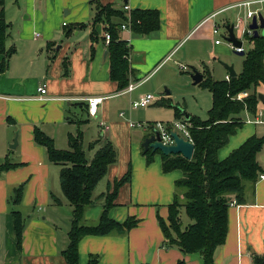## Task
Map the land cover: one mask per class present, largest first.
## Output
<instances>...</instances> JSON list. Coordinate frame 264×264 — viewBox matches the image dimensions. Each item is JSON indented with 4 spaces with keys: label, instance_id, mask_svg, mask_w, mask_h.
<instances>
[{
    "label": "crops",
    "instance_id": "0c3cea01",
    "mask_svg": "<svg viewBox=\"0 0 264 264\" xmlns=\"http://www.w3.org/2000/svg\"><path fill=\"white\" fill-rule=\"evenodd\" d=\"M252 1L257 0H2L0 12L9 26L5 46L13 48L14 53L0 71V164L13 165L0 173V264H66L61 252L68 245L72 207L60 189L62 166L49 162L45 149L34 142L33 132L38 129L52 139L57 150H68V135H74L77 128L82 134V146L85 140L87 149L90 143L100 140L89 151L91 157L105 142H111L116 150L117 160L102 179L104 193L131 170L130 180L118 189L108 215L117 222L128 217L137 220V225L124 234L83 237L78 244L79 264H87L90 255L98 257V264H202L198 255H184L177 248L166 246L158 223L159 218L167 222L168 206L174 196L182 197L175 182L183 173H163L159 155L146 163L136 141L151 134L153 128L148 132L150 127L143 123L141 128L131 127L133 122L117 110V101L124 96L137 101L143 96L137 91L141 85L170 64L196 65L193 68L202 80L205 71L212 77L209 62L206 65L204 61L215 59V54L223 51L221 43L215 44L214 27L221 28L225 36L224 26H235L247 11L261 10L264 17L260 4L243 6ZM105 5L124 11L125 15L123 6L129 12L154 10L159 15V30L147 36L134 35L131 30L119 32V39L130 47L128 84L138 83L131 92H124L127 86L119 89L117 82L110 79L108 53L104 54V23L92 24L97 7ZM111 22L120 21L114 17ZM92 31L97 36L93 42ZM4 58L0 55V65ZM218 75L222 78L212 79L226 80L225 67ZM41 85L46 87L44 101L37 100ZM256 91L264 96L263 85ZM89 98L101 99L94 117L85 114ZM155 99L147 108L167 107L160 103L170 102L168 98ZM129 106L132 111L139 110ZM170 108L175 117L177 107ZM259 111L264 113L260 101L255 114H239L242 126L217 151L219 161L248 138L264 136V117H257ZM182 114L193 116L185 111ZM183 117L175 119L186 121ZM78 119L88 122L77 126L73 121ZM89 119L94 121L93 127L88 124ZM136 128L146 130L132 132ZM14 139L16 146L11 149ZM256 160L261 171L256 182L243 184L245 202L229 206L226 238L215 251L214 264H255V257L264 256V178H260L264 176V150L257 153ZM20 185H24L23 195L15 205L14 190ZM104 193L98 196L100 204L87 208L85 224L96 223ZM13 212L21 215L24 224L20 248Z\"/></svg>",
    "mask_w": 264,
    "mask_h": 264
},
{
    "label": "trees",
    "instance_id": "16d2710c",
    "mask_svg": "<svg viewBox=\"0 0 264 264\" xmlns=\"http://www.w3.org/2000/svg\"><path fill=\"white\" fill-rule=\"evenodd\" d=\"M114 17L120 22H111ZM126 20L124 11L105 5L97 7L92 23H104L103 41L105 34L110 37L106 46L109 77L117 82L119 89L128 85L131 72L127 61L130 47L118 36L120 27ZM129 24L134 35L147 36L159 30V15L154 10H133L130 12ZM8 28L1 11L0 55L5 58L0 65V71L4 69L7 58L14 53L13 48L6 49L5 46ZM245 38L250 48L245 50L239 74L229 77L228 81H217L205 71L203 80L199 83L202 89L211 94L212 102L206 120L194 116H189L186 120L190 124L188 132L194 146L192 158L187 160L180 155L164 156L159 151L142 152L147 164L152 162L155 155H159L163 173L175 170L183 173V177L175 182V188L181 190L182 197L177 194L174 196L173 203L168 206L167 222L159 218L158 223L166 246H173L184 255H198L202 264H214L215 251L223 245L226 238L229 206L232 202L237 205L245 202L243 184L256 182L261 171L256 155L264 150V136H252L224 160L217 159V151L227 143L229 136L242 126L239 114L244 111L255 114L259 102L256 89L259 85L264 86V36ZM96 39V33L92 31L90 41ZM193 72L196 70L193 69ZM245 91L248 96L242 101L233 99ZM160 105L172 106L169 100H163ZM174 109L177 119L184 116L180 109ZM85 114L87 115L86 111ZM87 122V119L73 121L77 126ZM33 139L38 146L45 149L49 162L62 166L59 173L60 189L72 207L67 233L68 245L61 252L66 264H79L78 244L83 237L124 234L137 225L134 218L128 217L123 222H117L108 215L110 208L114 206L113 201L118 189L130 180V169L101 195L104 205L96 223H84L85 212L93 205L94 189L105 177L109 166L117 160V153L111 142H105L95 150L91 158H87L82 146V134L78 128L74 135H68V150H57L53 140L38 129L34 130ZM99 142L100 140L90 143L87 150H94ZM12 166L8 162L0 164V173ZM23 187L24 185H20L14 190L12 204L20 203ZM181 210L190 221L185 226H182ZM12 217L17 247L20 248L23 220L18 212H13ZM254 262L264 264V256L255 257ZM87 264H98V257L90 255ZM177 264L185 262L178 261Z\"/></svg>",
    "mask_w": 264,
    "mask_h": 264
},
{
    "label": "rangeland",
    "instance_id": "374dc122",
    "mask_svg": "<svg viewBox=\"0 0 264 264\" xmlns=\"http://www.w3.org/2000/svg\"><path fill=\"white\" fill-rule=\"evenodd\" d=\"M242 29V26L234 29V34L237 39L240 38ZM224 38V33L220 28L218 36L214 37V41H221V47L223 51L221 54H215V59H206V61H204L206 65L207 62H209L207 66L212 72L213 79L222 78V76H219L218 73H222L224 70L223 65L232 66L235 72H240L242 68L243 57L235 55L230 49L228 43L224 41ZM242 42L244 43L246 49L250 48V44L246 39H243ZM181 65L185 66L186 69L181 70ZM195 66L186 64L185 62H182L181 64L177 63L176 65L170 64L169 67H165L159 72L156 71L158 73L155 75V72L153 74L155 76L150 81L141 85L137 91H139L140 95H152L154 98L159 100L168 98L170 99L171 105L180 109L181 112L185 111L187 114L193 115L200 120H205L207 118V111L211 105V97L207 90H204L197 85H193L190 74H192L194 69L193 67ZM166 91L169 93L168 95L165 94ZM130 97L131 96H124L122 99L118 100L117 110L123 112L125 117L130 119L133 123L147 124L150 127L148 132L152 131L151 129L157 123L162 125H171L177 121V119L174 117V110L170 107H160L153 105L146 109L133 111L130 110L129 105L131 104L130 102L133 101V99ZM183 118L186 119L185 117ZM89 120L90 122L88 124L93 127L94 121L92 119ZM144 129L146 130V128ZM144 129L136 128L132 129V132L134 131L137 133H144ZM148 132H146V134H148ZM143 140L144 139L140 138L138 142L136 141L138 149L141 151V153L143 152V148L141 147ZM83 149L86 152V157L90 158L91 152L87 150V143L85 140L83 142ZM104 192L105 180H102L99 184H97L93 192L94 205L101 203V200L98 198V196ZM181 220L182 226H185L190 222L183 212Z\"/></svg>",
    "mask_w": 264,
    "mask_h": 264
},
{
    "label": "built area",
    "instance_id": "2783aa9c",
    "mask_svg": "<svg viewBox=\"0 0 264 264\" xmlns=\"http://www.w3.org/2000/svg\"><path fill=\"white\" fill-rule=\"evenodd\" d=\"M253 3L260 4L262 9L264 10V0L245 2V3H243V6L248 7L249 5H251ZM123 9L125 11H127V14H126L127 20H126V22L124 24L121 25L120 30H130V24H129L130 12L128 11L129 8L127 6H123ZM259 16H263L262 13H261V10L247 11L245 13V15H244V19L238 21V24H240V23L244 24L243 29H242V36L239 39L241 42H242L243 39H246L245 36L246 37H251L252 36V31L249 30L248 26H249V24L251 23V20L254 17L256 19H258ZM238 24H236L235 26L233 25L234 29L239 27ZM219 31H220L219 27H214L213 35H217L218 36ZM227 35H228L227 31H225V36L227 37ZM109 41H110L109 35L105 34L104 35V43H105L106 46L109 44ZM220 43H221L220 40H215V44L216 45H218ZM228 45H229L230 49L233 52H237V53L244 52L245 53L246 47L244 46L243 42L241 44V47H239V48L234 46L231 43H228ZM127 61L129 63L131 62L130 56L127 57ZM180 69L181 70H185L186 68H185V66L181 65ZM228 80H229V76H226V81H228ZM137 85H138V83H136V82L128 84L127 87L125 88L124 92L133 91V89H135L137 87ZM38 93H39V96H38L37 100H40V101L46 100V98L44 96L46 94L45 85H41L38 88ZM247 96H248V92L245 91V92L239 93L233 99H235L237 101H242ZM155 100L156 99L152 95H143L137 101H134V102L131 103V108L132 109H144V108H147L149 105L153 104ZM100 101H101L100 98H89V99H86V104H87L86 113H87L88 117H94L95 116L96 111H97V107H98ZM257 117H259V119L264 117V113L262 111H259L257 113ZM130 126L131 127H139V128H141L144 125L142 123H136V124L135 123H130ZM189 127H190V124L188 122H186L185 120H183V121H176L174 124H171L169 126H167V125L163 126L161 124H156L153 127V129L158 132L161 144L167 146V145H172L174 143L173 142V138L171 137V134H170L171 132H176L178 136L182 137L186 141L191 142V139H190V136H189V132H188ZM260 178L263 179L264 176H260ZM234 204L235 203L232 202L231 205H234Z\"/></svg>",
    "mask_w": 264,
    "mask_h": 264
},
{
    "label": "water",
    "instance_id": "95a60500",
    "mask_svg": "<svg viewBox=\"0 0 264 264\" xmlns=\"http://www.w3.org/2000/svg\"><path fill=\"white\" fill-rule=\"evenodd\" d=\"M249 30L252 31V37L258 38L260 35L264 36V18L263 16H259L258 19L255 17L251 20V23L248 26ZM224 29L227 31V37L225 36L224 41L227 43H231L236 47H241L242 42L236 38L234 34V26L226 25ZM105 55L107 52L104 53ZM237 56H244V52H234ZM225 69L228 72L229 77H235L236 73L232 66L224 65ZM191 79L193 84H199L202 81V76L198 72H195L191 75ZM258 100L264 104V96L262 94H258ZM187 118V116H185ZM171 137L173 138L172 145H163L160 142L158 132L153 129L152 133L146 136L141 144L143 148V152L146 153L149 150L154 153L159 151L164 156L169 155H180L183 158L190 160L192 158V154L194 151V146L191 142L184 140L182 137L178 136L176 132H171ZM16 146V139L13 141V145L10 146L11 149H14Z\"/></svg>",
    "mask_w": 264,
    "mask_h": 264
}]
</instances>
